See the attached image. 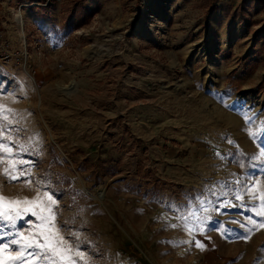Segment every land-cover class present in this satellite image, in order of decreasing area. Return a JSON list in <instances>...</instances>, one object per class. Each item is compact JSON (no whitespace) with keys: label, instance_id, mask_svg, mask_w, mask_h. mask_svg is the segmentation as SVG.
<instances>
[{"label":"rangeland","instance_id":"1","mask_svg":"<svg viewBox=\"0 0 264 264\" xmlns=\"http://www.w3.org/2000/svg\"><path fill=\"white\" fill-rule=\"evenodd\" d=\"M0 70V105L19 121L7 135L34 161L31 185L0 164V196L34 199L50 181L56 224L79 232L90 264H264V229L197 235L204 250L166 243L190 238L166 227L170 203L199 212L212 187L215 206L239 205L211 213L236 234L229 221L259 203L233 190L264 181V136L240 114L259 118L253 131L264 120V0H0Z\"/></svg>","mask_w":264,"mask_h":264},{"label":"snow or ice","instance_id":"2","mask_svg":"<svg viewBox=\"0 0 264 264\" xmlns=\"http://www.w3.org/2000/svg\"><path fill=\"white\" fill-rule=\"evenodd\" d=\"M2 71V70H0ZM23 91V86L20 87ZM224 106H228L227 102L221 100ZM245 120L246 131L250 138L256 139L258 136H264V120H261L257 125V131H253V125L259 118L254 116L251 110L240 113ZM17 114L5 105H0V164L7 166L3 170V174L9 177V182L13 180H20L21 177L26 179L20 180L25 185H31V179L34 161L24 159V154H31L29 149L24 145H15V138L7 135L5 126L10 127ZM6 141V142H4ZM229 144L234 142L228 140ZM264 149V145H260ZM18 149V150H16ZM214 155L221 160H227L228 157L215 152ZM235 159V157H233ZM253 160L264 161V150L260 151L258 155L252 157ZM50 181L43 180L40 182L42 195L40 189L34 199L25 198L22 202L20 200H8L0 196V241L7 239L6 243H0V264H90L91 257L86 254V251L81 250L79 241V232L72 229H65L58 227L56 224L58 204L54 194H50L47 189V184ZM238 186L242 184L241 180L234 181ZM229 185L221 184V188L229 187ZM207 193L212 196L217 195L216 190L212 187L206 188L203 193L195 197V202L199 205V212L191 211L192 199H188L185 205H177L170 203L167 205L169 210L178 213L177 219L179 223L166 225L172 229L180 228L185 231L190 237L188 240L167 241L174 247L183 244H194L196 248L204 250L205 245L197 235H204L207 237L209 231H218L222 236L232 237L235 239L248 241L251 236L264 229V181L254 180L252 186L244 185L243 191L239 188L233 190L235 200L241 201L243 204L244 195L247 194L250 199L259 201L258 204H253L250 208H245L252 213L244 222L237 220L229 221L230 223H240L243 234H236L234 230H230L224 226L225 222L214 219L211 213L215 211L217 214H222L221 209L225 207H239V205L231 204L228 199H223L218 206L214 205L211 199L207 198ZM226 196L227 193H221ZM29 217L33 219H29ZM254 217H260L255 219ZM18 222H23L27 227L24 230H17ZM7 229V231H5ZM35 229V230H33ZM25 231L31 234L25 236ZM68 231L74 238L72 240L66 238L61 233ZM74 241H76L74 243ZM165 243V242H162ZM264 253V248L261 249ZM256 264H261L258 258Z\"/></svg>","mask_w":264,"mask_h":264},{"label":"bare ground","instance_id":"3","mask_svg":"<svg viewBox=\"0 0 264 264\" xmlns=\"http://www.w3.org/2000/svg\"><path fill=\"white\" fill-rule=\"evenodd\" d=\"M17 22L19 24V27H20V30H21V33L23 32L24 33V26H25V23H24V19L22 16H17ZM23 42L25 43V38H24V35H23Z\"/></svg>","mask_w":264,"mask_h":264},{"label":"built area","instance_id":"4","mask_svg":"<svg viewBox=\"0 0 264 264\" xmlns=\"http://www.w3.org/2000/svg\"><path fill=\"white\" fill-rule=\"evenodd\" d=\"M4 54H5V53H4ZM4 57H5L6 60H7V59H8V60L12 59V56H11L10 54H7V53L4 55Z\"/></svg>","mask_w":264,"mask_h":264}]
</instances>
